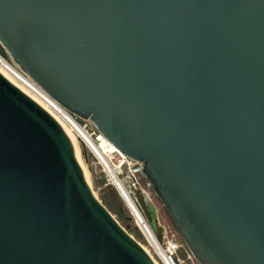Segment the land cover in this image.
Masks as SVG:
<instances>
[{
  "label": "water",
  "instance_id": "95a60500",
  "mask_svg": "<svg viewBox=\"0 0 264 264\" xmlns=\"http://www.w3.org/2000/svg\"><path fill=\"white\" fill-rule=\"evenodd\" d=\"M0 44L143 163L198 264H264V0H0ZM0 264H155L58 121L1 73Z\"/></svg>",
  "mask_w": 264,
  "mask_h": 264
},
{
  "label": "rangeland",
  "instance_id": "374dc122",
  "mask_svg": "<svg viewBox=\"0 0 264 264\" xmlns=\"http://www.w3.org/2000/svg\"><path fill=\"white\" fill-rule=\"evenodd\" d=\"M0 55L13 63L1 44ZM77 120L81 125L85 124L88 130L96 129L88 119L77 117ZM77 146L79 157L81 156V163L86 170V176H88L87 179L89 181H87V183L92 189L95 197L106 207L128 234H130L141 246H144L158 264H162L158 256L155 254L154 248L150 245L143 231L137 225L129 206L121 196L120 192L117 191L115 186L110 182L103 168L96 162L95 157L90 153L81 140L77 141ZM124 185H126V182ZM141 187H143L148 193L150 203L156 211V228H160V231L156 230L153 233L161 247L163 249L170 248V250L173 251L172 258L176 264H198L188 250L170 215L154 193L153 189L149 187L147 179L141 180ZM132 193L131 197L134 199L138 210L141 212L147 224H149V213L147 208L144 206V209L142 210L138 206V192L133 191ZM140 198L143 200L142 196H140Z\"/></svg>",
  "mask_w": 264,
  "mask_h": 264
},
{
  "label": "bare ground",
  "instance_id": "6f19581e",
  "mask_svg": "<svg viewBox=\"0 0 264 264\" xmlns=\"http://www.w3.org/2000/svg\"><path fill=\"white\" fill-rule=\"evenodd\" d=\"M0 73L7 78L11 83L17 86L20 90L26 93L29 97H31L34 101H36L40 106H42L46 111H48L58 123L62 126L65 132L70 136L73 141L76 154L79 157V150L77 146V141L81 140L88 148L93 150L97 157L101 159L103 162V167L107 172L109 179L112 183L115 184L118 191L122 192L124 196L125 202L129 206L134 219L136 220L137 225L143 231L144 235L146 236L147 240L149 241L150 245L154 248L155 254L158 256L159 260L162 264H171L165 249L161 247L157 238L155 237L152 230L149 228V224L143 218L141 212L136 207L135 203L131 201V199L127 195V191L125 190L122 183L119 181L116 168L110 163V154L104 153L107 150L118 151L113 145H111L103 136L97 137L99 140L98 142H94V140L90 137V135L80 126L66 111L54 100L47 96L40 88H38L32 81H30L27 77L21 74L18 69L14 65H12L6 58L0 55ZM119 152V151H118ZM81 163V160H80ZM82 165V163H81ZM83 167V172L86 181L88 176H86V170ZM145 251L150 255L153 259L155 264L158 262L151 256L149 251L142 246Z\"/></svg>",
  "mask_w": 264,
  "mask_h": 264
},
{
  "label": "built area",
  "instance_id": "2783aa9c",
  "mask_svg": "<svg viewBox=\"0 0 264 264\" xmlns=\"http://www.w3.org/2000/svg\"><path fill=\"white\" fill-rule=\"evenodd\" d=\"M10 62V61H9ZM11 63V62H10ZM12 65H14L13 63H11ZM15 66V65H14ZM16 67V66H15ZM16 69H18L16 67ZM19 71V69H18ZM20 72V71H19ZM21 74H23L22 72H20ZM24 75V74H23ZM25 76V75H24ZM26 77V76H25ZM28 78V77H27ZM29 79V78H28ZM30 80V79H29ZM31 81V80H30ZM49 97V96H48ZM70 116L80 125L82 126V128L90 135V137L94 140V142H98L99 140L97 139V137H99L101 134L96 130H88L86 128V125L83 124L81 125L78 120L77 117L74 116L73 114H70ZM102 136V135H101ZM87 147V146H86ZM87 149L90 151V153L95 157L96 162L103 168V170L105 171L104 167H103V162L101 161V159L99 157H97V155L95 154V152L93 150H91L90 148L87 147ZM109 153L110 154V159L111 160V164L116 168V174L117 177L119 179V181L122 183V185L124 186L125 190L127 191V195L128 197L131 199V201L133 203H135L134 199L131 197L132 196V192L133 191H137L139 194H145L146 196H148V193L146 192V190L141 187V180L142 179H146L144 173H143V163L141 161L138 160H133L127 156H125L124 154H122L121 152L118 151H113V150H107L104 152ZM107 177L109 178L107 172L105 171ZM110 180V179H109ZM111 182V181H110ZM126 182V185H124ZM112 183V182H111ZM132 193V194H131ZM136 205V203H135ZM137 207V206H136ZM166 255L170 261L171 264H176V262L173 260L172 258V252L170 250V248H166L165 249Z\"/></svg>",
  "mask_w": 264,
  "mask_h": 264
}]
</instances>
